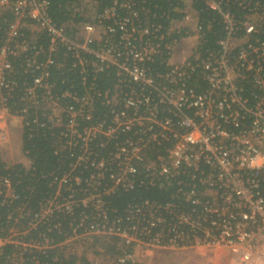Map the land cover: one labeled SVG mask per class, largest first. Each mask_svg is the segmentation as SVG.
Masks as SVG:
<instances>
[{"label":"built area","instance_id":"2783aa9c","mask_svg":"<svg viewBox=\"0 0 264 264\" xmlns=\"http://www.w3.org/2000/svg\"><path fill=\"white\" fill-rule=\"evenodd\" d=\"M138 1L118 6L114 0L101 11L86 1L76 10L82 20L58 25L49 0H0V159L17 165L7 160V128L17 120L23 135L31 112L47 116L56 152L75 157L70 171L54 178L55 195L27 229L0 237V258L15 247L9 264H42L32 254L56 248L78 264L86 260L83 248L106 264H141L138 252L177 250L212 252L219 264H264V0H202L220 16L225 33L220 51L204 55L196 51L205 32L194 0H173L182 17L165 14L167 27L149 17L144 24ZM234 7L245 12L244 20ZM119 8L127 16L120 17ZM6 14L13 20L3 27ZM173 34L196 41L181 62L172 61L181 41ZM59 51L78 72L81 95L55 93L50 69ZM18 61L31 75L21 87ZM101 75L113 78L110 88L101 87ZM17 93L21 110L13 113ZM97 104L107 109L101 120H95ZM23 155L29 170L32 162ZM150 188L170 196L129 204L121 215L106 207L105 197L118 191ZM0 195L17 198L9 178L0 179ZM42 222L63 240L43 234L28 240ZM106 246L118 252L107 253Z\"/></svg>","mask_w":264,"mask_h":264},{"label":"trees","instance_id":"16d2710c","mask_svg":"<svg viewBox=\"0 0 264 264\" xmlns=\"http://www.w3.org/2000/svg\"><path fill=\"white\" fill-rule=\"evenodd\" d=\"M86 1L96 2L99 11L111 7L114 2V0H49L50 15L58 25L70 21L82 20L81 14L76 10L84 7ZM117 1L118 6H120L128 0ZM172 3H174L173 0H146L144 4L143 0H139L136 3L135 10L140 13V19L144 24L149 17V23H161L164 27H167L168 23L164 17L165 14L176 20L182 17L179 12L174 11L173 6H171ZM142 6H145L149 10V14L144 15L141 10ZM193 8L197 12L199 22L202 24L205 32L204 38L196 46V51H199L203 55L206 51H220L219 42L225 37L220 16L206 10L202 0H194ZM233 12L237 19L244 20L245 12L235 7L233 8ZM118 13L120 17L127 16L125 9L119 8ZM4 20L7 22L1 21L3 27L7 26L13 20V17L10 14H6ZM120 35V32L116 34V40L119 41ZM183 37V34L172 35V38L177 41ZM3 38V34L0 33V48L3 45ZM39 44L46 48V36L41 37ZM55 61L56 65L50 69L51 81L55 84V93L61 95L65 91H71L74 94L81 95L85 87L81 82L78 72L71 70V59L69 56H66V52L59 51L55 57ZM58 65H60L59 68ZM21 66L22 63L20 61L15 65V78L19 83V87H21L23 82L29 81L31 78V75L26 73ZM112 79V77H108L107 75H101L99 76V84L102 88H110L113 82ZM97 107L98 112L95 114V120H101L102 114L107 112V109L100 104H97ZM10 108L13 113L21 110L20 93L14 95L10 103ZM36 118H38L37 124L32 122ZM28 121L30 125L24 129L22 141L23 151L27 153L32 162L31 168L27 170L19 164L7 167L0 159V179H10L13 194L17 197L16 199H8L0 195V237L8 236L11 231H23L27 229L32 218L39 213L42 204L46 203V199L55 195L57 185L52 184L54 178L69 172L70 164L74 162L75 158L68 151L63 153L56 152V132L50 129L47 116L43 117L39 112H31L28 115ZM87 175L88 172L86 171L84 176ZM169 196V193L158 188L136 189L130 192L118 191L115 194L105 197V202L109 211L116 209L118 214L121 215L129 204L139 203L143 200L163 201ZM78 214L79 212H76L72 217H77ZM70 219L67 218L64 221V225ZM40 234L48 236L50 240H54V243L63 240L57 232H49L45 222L40 223L38 229L32 231L27 236V239H38ZM103 249L107 253L118 252L115 246H106ZM61 250V248H56L47 251L45 254L33 253L32 256H37L42 264H78L75 258H63ZM13 252H15V247L8 246L0 258V264H9L8 260L10 259L9 257H12ZM57 255L61 258L60 262H54V258ZM82 260L81 264H90L88 261Z\"/></svg>","mask_w":264,"mask_h":264},{"label":"rangeland","instance_id":"374dc122","mask_svg":"<svg viewBox=\"0 0 264 264\" xmlns=\"http://www.w3.org/2000/svg\"><path fill=\"white\" fill-rule=\"evenodd\" d=\"M195 44L196 41L193 40L183 47L188 49L190 47L193 49ZM11 124L9 133H11L10 145L12 143L13 149H10V151L12 150L13 152H17V144L15 142L18 139L17 137H19V134L22 135L21 122L15 120ZM9 147L12 148L11 146ZM82 255L89 262H93V264H106L107 262H110L107 259L102 258L103 256L92 253L89 248H83ZM136 258L141 264H219L214 253L205 252L203 250H177L154 253L149 256L138 252Z\"/></svg>","mask_w":264,"mask_h":264},{"label":"crops","instance_id":"0c3cea01","mask_svg":"<svg viewBox=\"0 0 264 264\" xmlns=\"http://www.w3.org/2000/svg\"><path fill=\"white\" fill-rule=\"evenodd\" d=\"M184 1H190V0H184ZM190 41H193V40L184 39V40H181L180 41V43L178 44V46L176 47V49L174 51L173 58H172V61L173 62H181V61H183L184 59H186L191 54V52H192L193 49H191L190 47H189V49L183 47L186 44L190 43ZM10 125H12V124H10ZM10 125H9V128H7V130H8L7 131V134L9 136L11 135V133H9V131H10ZM17 138L18 139L15 142L17 144V152H13L12 150L10 151V149H13V145L11 143L10 146L12 148H10L9 146L7 148V160L10 163V165L19 164V165H22L24 168H29L30 163L25 158V156L23 155L24 151H23L22 135L19 134V137H17ZM205 252H208V251H205Z\"/></svg>","mask_w":264,"mask_h":264}]
</instances>
